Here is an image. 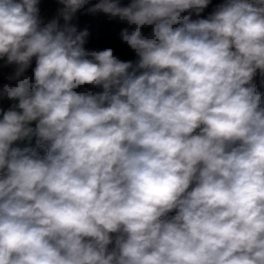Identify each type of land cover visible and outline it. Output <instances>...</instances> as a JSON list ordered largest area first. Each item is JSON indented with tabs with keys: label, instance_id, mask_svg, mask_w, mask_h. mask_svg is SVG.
Instances as JSON below:
<instances>
[{
	"label": "clouds",
	"instance_id": "clouds-1",
	"mask_svg": "<svg viewBox=\"0 0 264 264\" xmlns=\"http://www.w3.org/2000/svg\"><path fill=\"white\" fill-rule=\"evenodd\" d=\"M89 2L0 0V264H264V0Z\"/></svg>",
	"mask_w": 264,
	"mask_h": 264
},
{
	"label": "trees",
	"instance_id": "trees-1",
	"mask_svg": "<svg viewBox=\"0 0 264 264\" xmlns=\"http://www.w3.org/2000/svg\"><path fill=\"white\" fill-rule=\"evenodd\" d=\"M96 2H98V0H90L89 4L86 5L84 9L79 10L74 17L75 25L77 26L78 30L87 28L90 33L85 45L86 49L103 50L105 48H112L116 56L131 51L126 44L121 42L119 38V33L121 30L125 27H128L126 23L120 22L119 20H109L108 17L103 13H87L86 9ZM223 2L224 0H211L209 6L200 14L199 18H205L206 16L210 15L216 9L217 5ZM120 3L126 6L128 3H130V0H120ZM59 4V0H40V17L43 23L48 21L49 16ZM196 18V16H193V19ZM142 31L147 34L151 31V27H145L142 29ZM3 63L4 61L0 60V65H3ZM32 67H35V58H33ZM11 71V66L0 67V86H2L4 83H8L6 76L10 74ZM27 74L32 75L31 68L28 70ZM253 83L256 84L257 91L264 94V83H262L259 76L254 78ZM82 87L89 88L90 85H84ZM80 90L82 89H76V91ZM4 104L5 99L0 100V107L3 108ZM261 104L264 106V95H262ZM32 146L33 145L31 144L26 147ZM174 214V212L170 213V215Z\"/></svg>",
	"mask_w": 264,
	"mask_h": 264
},
{
	"label": "crops",
	"instance_id": "crops-1",
	"mask_svg": "<svg viewBox=\"0 0 264 264\" xmlns=\"http://www.w3.org/2000/svg\"><path fill=\"white\" fill-rule=\"evenodd\" d=\"M208 16H206L205 18H207ZM63 24V23H62ZM120 59L122 60H135V54L134 52L132 51H128V52H125V53H122V54H119L117 55ZM13 103V101H10V100H7L5 99V104L3 106L4 109H7L11 106V104ZM32 126L34 127L35 126V122H33ZM35 137L32 138V140L29 142L28 140H25V141H21V142H16L13 146L15 147H20V148H24L26 146H29V145H33L32 147H35ZM38 151L40 152L41 155H44L45 152L43 149H38Z\"/></svg>",
	"mask_w": 264,
	"mask_h": 264
},
{
	"label": "rangeland",
	"instance_id": "rangeland-1",
	"mask_svg": "<svg viewBox=\"0 0 264 264\" xmlns=\"http://www.w3.org/2000/svg\"><path fill=\"white\" fill-rule=\"evenodd\" d=\"M61 7H62V5L59 4V5L53 10V12H52L51 15L49 16L47 22H49L51 19H53V18H55V17L57 16V14H58V10H59ZM47 22H46V23H47ZM60 23L62 24V23H63V20H61ZM71 23L75 24V19H73ZM135 59H136V58H135Z\"/></svg>",
	"mask_w": 264,
	"mask_h": 264
},
{
	"label": "built area",
	"instance_id": "built-area-1",
	"mask_svg": "<svg viewBox=\"0 0 264 264\" xmlns=\"http://www.w3.org/2000/svg\"><path fill=\"white\" fill-rule=\"evenodd\" d=\"M89 89L92 90V91H100L101 90L99 88H93L91 85H90Z\"/></svg>",
	"mask_w": 264,
	"mask_h": 264
}]
</instances>
